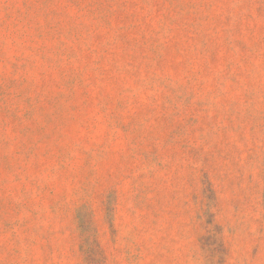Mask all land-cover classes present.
<instances>
[{"label":"rangeland","instance_id":"374dc122","mask_svg":"<svg viewBox=\"0 0 264 264\" xmlns=\"http://www.w3.org/2000/svg\"><path fill=\"white\" fill-rule=\"evenodd\" d=\"M0 264H264V0H0Z\"/></svg>","mask_w":264,"mask_h":264}]
</instances>
